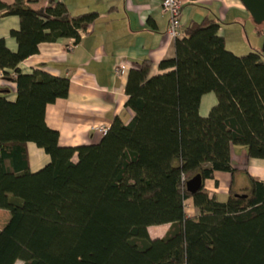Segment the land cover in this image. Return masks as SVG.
Wrapping results in <instances>:
<instances>
[{
  "label": "trees",
  "instance_id": "trees-1",
  "mask_svg": "<svg viewBox=\"0 0 264 264\" xmlns=\"http://www.w3.org/2000/svg\"><path fill=\"white\" fill-rule=\"evenodd\" d=\"M46 1L39 10L24 0L0 3V18L19 19L10 33L17 51L0 39V81L16 86L15 101L0 95V210L9 213L0 264H264V183L250 179L248 191L230 192L223 203L203 187L193 195L185 189L196 175H233L234 147L264 160V41L236 56L217 22L190 24L156 74L149 61L129 71L131 121L116 118L98 144L64 148L45 114L67 98L68 81L18 66L40 44H78L97 15L71 16L64 4ZM209 93L216 105L202 118ZM28 143L49 158L35 173ZM188 200L196 217L186 214ZM163 225L164 237L151 239L148 228Z\"/></svg>",
  "mask_w": 264,
  "mask_h": 264
},
{
  "label": "crops",
  "instance_id": "crops-1",
  "mask_svg": "<svg viewBox=\"0 0 264 264\" xmlns=\"http://www.w3.org/2000/svg\"><path fill=\"white\" fill-rule=\"evenodd\" d=\"M15 1L0 0V3L12 5ZM24 1L33 10L48 5L46 0ZM55 2L64 4L71 16L95 13L96 19L85 32L80 33V41L74 49L68 50L72 39L40 44L38 53L19 64L18 70L22 74H31L33 70L43 68L51 76L68 81L67 98L56 100L46 107V125L58 132L60 147L95 145L103 137L98 132L99 128H110L116 118L127 124L133 117L125 107L129 71L143 61H149L153 65L152 73L156 74L157 65L173 57L174 40L167 35L169 18L161 11L162 0ZM180 3L182 31L192 23L209 20L219 25L218 35L223 38L226 49L227 45H231L241 50V45L247 44L242 52L246 55L262 46L264 29L253 23L239 0H180ZM18 29L17 17L0 18V39L12 53L17 51V43L10 33ZM252 39L254 46L251 45ZM228 51L242 55L233 49ZM118 66L125 67V70L116 76L114 68ZM8 74L15 77L12 71ZM0 95L10 102L15 101V82L1 80ZM215 105L213 93L204 95L199 106L200 117L206 118ZM27 152L30 172L35 173L49 163L48 156L32 143L27 144ZM230 160L235 170L233 175L215 172L213 179L203 181L204 190L217 202H225L230 192L239 195L248 191L250 179L264 183V160L247 159L246 150L240 147L232 148ZM192 212L196 213V210L192 209ZM195 213L191 217H196ZM151 228H148V234ZM160 228L161 233L149 237L163 238L169 225Z\"/></svg>",
  "mask_w": 264,
  "mask_h": 264
},
{
  "label": "built area",
  "instance_id": "built-area-1",
  "mask_svg": "<svg viewBox=\"0 0 264 264\" xmlns=\"http://www.w3.org/2000/svg\"><path fill=\"white\" fill-rule=\"evenodd\" d=\"M181 3L180 0H162L161 11L168 15V27L167 35L172 40L180 39L182 37V24H181ZM78 44L73 41L68 46V50L74 49ZM125 70V67L118 66L114 68L116 76L121 75ZM109 128L102 127L98 129V132L104 136L108 132Z\"/></svg>",
  "mask_w": 264,
  "mask_h": 264
},
{
  "label": "water",
  "instance_id": "water-1",
  "mask_svg": "<svg viewBox=\"0 0 264 264\" xmlns=\"http://www.w3.org/2000/svg\"><path fill=\"white\" fill-rule=\"evenodd\" d=\"M255 25L264 24V0H239ZM203 181L200 175L194 176L185 183L186 191L193 195L201 190ZM239 196V195H236ZM245 196V195H243Z\"/></svg>",
  "mask_w": 264,
  "mask_h": 264
},
{
  "label": "rangeland",
  "instance_id": "rangeland-1",
  "mask_svg": "<svg viewBox=\"0 0 264 264\" xmlns=\"http://www.w3.org/2000/svg\"><path fill=\"white\" fill-rule=\"evenodd\" d=\"M259 27V26H258ZM264 29V28H263ZM263 32H264V30H263ZM261 38H263V35H262V37ZM263 41H264V39L261 41L262 43H263ZM254 40L252 39V41H251V45L252 46H254ZM246 47H248L247 46V44H246V46L245 45H241V50H239V47L238 46H235V49H234V47H232L231 45H227V50L228 49H233V50H236L235 52L237 53V54H242V55H240V56H243V50H245L246 49ZM259 48H261V47H259ZM251 50V49H250ZM251 51H253V50H251ZM250 51V52H251ZM234 54V53H233ZM236 55V54H235ZM236 56H238V55H236ZM185 208H186V214L189 216V217H191V216H194V213L192 212V209L194 210V208L192 207V204H191V201H186V203H185ZM196 213H197V211H196ZM195 213V214H196ZM8 220H9V213L7 212V211H5V210H0V230L5 226V224L8 222ZM152 229V228H151ZM162 228H160V226L159 227H153V229H152V231H151V233H149L148 235L149 236H151V237H154L155 235H156V233H161L160 232V230H161ZM169 229V228H168ZM148 232H149V229H148ZM164 232V231H163ZM166 234V233H165ZM158 236V235H157ZM161 237H162V235H161ZM16 264H22L21 262H17Z\"/></svg>",
  "mask_w": 264,
  "mask_h": 264
}]
</instances>
